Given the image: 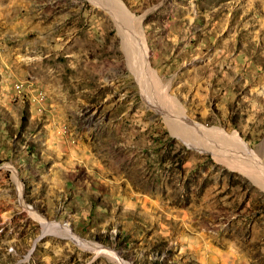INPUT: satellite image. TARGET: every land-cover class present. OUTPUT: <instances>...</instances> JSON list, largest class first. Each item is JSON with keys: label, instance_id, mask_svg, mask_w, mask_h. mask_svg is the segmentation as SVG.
<instances>
[{"label": "rangeland", "instance_id": "obj_1", "mask_svg": "<svg viewBox=\"0 0 264 264\" xmlns=\"http://www.w3.org/2000/svg\"><path fill=\"white\" fill-rule=\"evenodd\" d=\"M231 141L264 151V0H0V264H264Z\"/></svg>", "mask_w": 264, "mask_h": 264}, {"label": "bare ground", "instance_id": "obj_2", "mask_svg": "<svg viewBox=\"0 0 264 264\" xmlns=\"http://www.w3.org/2000/svg\"><path fill=\"white\" fill-rule=\"evenodd\" d=\"M114 16L117 20V23L119 24V27L121 28L123 37L126 41V45H127L126 47H127V50L130 56V61L133 67L140 68L142 72H146V64L144 62L145 52H144V49L141 47V41L139 39L140 37H139L136 23H134L130 18L126 17L125 15H120V13L115 12ZM176 114L175 116H177ZM187 123L188 121L186 120L185 117H181L179 119L173 118V120L171 119L170 126L172 128V132L175 134L178 140H180L181 142L187 143L191 146L192 143L187 142L188 140H190V138L188 137L186 132L188 130L193 129L192 127L193 125L191 123L190 124H187ZM184 124L185 126H187V128L183 126ZM188 125L190 126L188 127ZM230 144L234 148L232 150L233 152H231L233 154L228 153V155H230L229 157H231L229 158L230 161L233 160L234 162L235 160H237L236 158H238L237 161L240 162L238 163L239 166L235 165L231 167V169H233L234 171H239L241 172V174L243 173L247 178H249L255 183L254 185H256V187L260 188L264 192V165L259 163L260 159L264 155L263 154L264 151L262 149H259L257 153H255L254 156L251 155L252 157H248L247 154L248 155L250 154L246 152L243 146L240 147L239 143H236L235 141H231Z\"/></svg>", "mask_w": 264, "mask_h": 264}]
</instances>
